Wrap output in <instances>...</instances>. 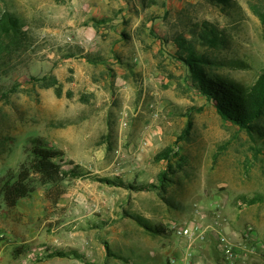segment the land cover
<instances>
[{
    "label": "rangeland",
    "instance_id": "1",
    "mask_svg": "<svg viewBox=\"0 0 264 264\" xmlns=\"http://www.w3.org/2000/svg\"><path fill=\"white\" fill-rule=\"evenodd\" d=\"M3 11L19 15L31 38L0 61V264H154L148 245H175L176 226L192 221L233 242L250 231L247 259L264 264V146L189 88L173 56L184 34L210 72L253 85L264 73V0H0ZM49 74L61 96L33 79ZM192 106L204 109L179 139ZM35 137L83 176L36 183L9 207L1 186ZM168 147L177 155L157 161Z\"/></svg>",
    "mask_w": 264,
    "mask_h": 264
},
{
    "label": "trees",
    "instance_id": "2",
    "mask_svg": "<svg viewBox=\"0 0 264 264\" xmlns=\"http://www.w3.org/2000/svg\"><path fill=\"white\" fill-rule=\"evenodd\" d=\"M217 3H225L230 0H213ZM109 18L95 19L97 26L105 23ZM26 22L17 14L11 11H3L0 13V61L4 60V55L9 56L21 50L28 48L31 38L30 31L26 28ZM203 38L209 39L212 43H216V39L203 35ZM173 42L177 47V52L173 56L182 61L187 68L185 79L201 95L212 102L220 114L222 119L227 123H231L242 129H245L254 141L264 146V73H262L257 81L249 86L243 87L236 82L229 81L220 75L209 71L210 60L200 54L194 43L189 41L184 34H178L173 38ZM76 54L70 52L68 56ZM91 61H100L91 56H86ZM42 87H54L58 96L62 95L60 82L53 75H45L43 77H33ZM204 106H192L186 112L189 117L182 134L179 139H184L191 133L193 129L192 115L195 110L202 111ZM179 141V140H177ZM264 147L262 148V150ZM260 151L261 149H256ZM173 148L168 147L159 152L155 159L157 161H171L176 153ZM264 151V150H263ZM63 154L53 148H50L46 140L42 137L31 139L30 145L27 147V160L22 165L20 172L13 173L5 180L1 186L4 200L9 207H15L18 201L28 197L35 190L36 183L57 185L67 177H80L83 172L74 162H69L71 168L64 169L65 161ZM171 166V165H170ZM161 183L167 173L160 175ZM118 185H124L133 189H152L162 186H138L132 183L119 181H111ZM249 203L254 199H248ZM151 227H149L150 229ZM153 229V230H152ZM150 230L160 233V228H151ZM55 256H66L64 252H58Z\"/></svg>",
    "mask_w": 264,
    "mask_h": 264
},
{
    "label": "built area",
    "instance_id": "3",
    "mask_svg": "<svg viewBox=\"0 0 264 264\" xmlns=\"http://www.w3.org/2000/svg\"><path fill=\"white\" fill-rule=\"evenodd\" d=\"M155 115H158L156 112ZM245 206V203H242ZM214 230L217 235L218 247L221 248L223 260L226 264H237L239 261L246 259L248 256L255 253L254 247L249 241L250 231H247L240 241L233 242L230 237L214 224L203 225L199 221L180 224L176 226V233L179 237L186 239V264H193V248L199 243L206 241L209 237V232ZM176 263V258L171 259V264Z\"/></svg>",
    "mask_w": 264,
    "mask_h": 264
},
{
    "label": "crops",
    "instance_id": "4",
    "mask_svg": "<svg viewBox=\"0 0 264 264\" xmlns=\"http://www.w3.org/2000/svg\"><path fill=\"white\" fill-rule=\"evenodd\" d=\"M116 83L119 82V77L116 79ZM161 239V236L158 237ZM217 236L215 233H211L210 238L206 241H203L193 248V264H226L223 260L222 254L218 251V241ZM175 245H172L171 243L164 244L163 242L159 241V243L156 242L155 245L151 246L148 245L147 255L148 257L153 258V263L155 264H164L163 260L165 259L163 256L167 255L169 259L167 260V264H171V259L176 258L175 264H186L185 262V252H186V239L179 238ZM146 244H149V242L146 240H143ZM163 257V258H162ZM250 258V257H249ZM244 259L240 261L238 264H262V262L255 263L250 262L251 259L259 260V256L255 255L252 256L250 259ZM20 260H16L18 262ZM72 261V259H71ZM71 264H76V262H68ZM8 264H15L12 260L9 261Z\"/></svg>",
    "mask_w": 264,
    "mask_h": 264
}]
</instances>
